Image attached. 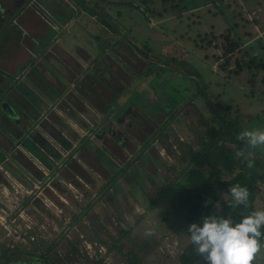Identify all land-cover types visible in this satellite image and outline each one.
<instances>
[{"label": "rangeland", "instance_id": "1", "mask_svg": "<svg viewBox=\"0 0 264 264\" xmlns=\"http://www.w3.org/2000/svg\"><path fill=\"white\" fill-rule=\"evenodd\" d=\"M101 3L111 5L108 33L120 39L115 47L113 36L104 39L116 63L93 62L96 67L107 64L108 78L96 67L92 71L93 66L85 71L98 76V82L102 76L103 102L96 96L93 105L75 98L80 93L77 81L64 80L68 64L63 62L51 79L57 86L43 82L41 74L24 64L18 67L21 76L0 91V100L18 97L20 108L15 107L21 117L14 123L0 110V264H40L39 255L55 264H92L98 258L101 264H122L129 247L139 251L143 264H179V255L190 244V223L175 211L174 195L183 187L176 178L187 165L186 146L195 144L204 127L201 115L209 119L211 108L229 105L242 114L240 132L264 129V70L246 66L238 75L222 71L213 56L220 49L206 46L204 39L211 31H224L232 10L239 11L237 20H247L239 29L244 38L246 32L262 37L264 0H223L222 6L230 4L224 15L218 0H182L186 11L168 10L159 18L128 0ZM58 36L69 41L65 29ZM119 48L122 53L116 52ZM69 58L61 55L60 60ZM251 74L253 94L247 82ZM58 82L65 84V94L59 93ZM42 85L50 92L47 97ZM129 106L134 107L133 118L121 123L119 117ZM34 111L38 117H32ZM257 150L264 157V148ZM236 165L225 169L222 181ZM162 193L167 195L165 204L156 201ZM221 194L220 211L231 213L228 189ZM263 201L256 200L254 206ZM149 229L152 235L145 236ZM117 240L125 247L110 250ZM195 264L204 261L200 257Z\"/></svg>", "mask_w": 264, "mask_h": 264}, {"label": "trees", "instance_id": "2", "mask_svg": "<svg viewBox=\"0 0 264 264\" xmlns=\"http://www.w3.org/2000/svg\"><path fill=\"white\" fill-rule=\"evenodd\" d=\"M135 7L142 8V11L148 16L163 17L168 10L186 11V6L182 4V0H128ZM162 3V8L157 9L159 3ZM216 2V0H209ZM223 0H218L220 4L218 11L223 14L228 12L230 4L222 6ZM161 6V5H160ZM111 8V5H108ZM94 10V8H93ZM225 10V11H224ZM109 14V9L106 10ZM224 15V14H223ZM232 18L228 22L224 31L218 34L212 31L206 36V46H213L219 50L213 54L215 60L219 62V68L228 74L238 75L246 66L253 70H264V35L262 37H252L249 32H246L244 38L240 30L245 21L237 20L239 18V11H231L228 14ZM109 22V21H108ZM240 22V23H239ZM240 29V30H239ZM252 38V39H251ZM109 40V39H108ZM222 60V62H220ZM227 80H228V76ZM250 92L253 94V85L255 82L254 74L247 80ZM264 84V76L261 78ZM212 109L209 119H205L201 115L204 127L199 131L194 145H187V165L176 181L183 183V187L174 195L175 211L179 212L181 216L190 224L195 222L202 223V218L209 215L220 216V210H216L214 202L220 201L223 204L221 197L222 189H230L231 186L239 184L247 187L251 198L248 201L247 211L243 212L239 206L235 207L231 214L236 222H239L241 216L248 215L254 210H264V201L259 207H255V201L258 199L264 200V157L257 149H248V156L246 160L237 158L235 152L237 149L244 147L243 143L237 140V135L240 130L237 127L238 120L242 116L239 109L232 110L231 106L220 107ZM134 107L129 106L124 113L119 117L121 123L132 119L134 115ZM64 146L70 147L71 143L66 141L63 137L59 138ZM28 140L24 145L29 147ZM235 155V158H234ZM44 161H49L44 158ZM237 163L230 178L227 181H222L221 177L226 173L225 169L230 165ZM251 165V166H249ZM167 196V195H166ZM164 193L156 201L162 200L165 204L167 197ZM210 200L205 206V201ZM226 214V213H225ZM228 214V213H227ZM130 227L123 231V236L129 233ZM264 232V229L261 230ZM264 243V237L261 238ZM125 247L120 240L115 241L110 245L109 249H120ZM73 251L77 249L72 247ZM38 258L40 264H55L49 257L43 256ZM200 256L196 253L195 247L191 244L179 255V264H195ZM122 264H143V257L133 247H129L122 253ZM102 258H98L92 264H101Z\"/></svg>", "mask_w": 264, "mask_h": 264}, {"label": "crops", "instance_id": "3", "mask_svg": "<svg viewBox=\"0 0 264 264\" xmlns=\"http://www.w3.org/2000/svg\"><path fill=\"white\" fill-rule=\"evenodd\" d=\"M45 2L46 0H0V91L4 85L10 83L11 78L16 79L21 76L18 67L24 64L28 67L27 69L35 66L33 71L36 70L42 75L43 82L51 81L53 78L49 75V69L43 65V62L48 65L57 64L60 62L61 55H66L70 57L69 60L75 66H78V69L75 70L74 64L66 59L69 63L66 62L68 65L63 70L64 80L75 79L77 81L76 90L80 91V95L74 93L76 94L75 98H83L93 105L92 101H96L94 99L96 96L103 102L102 88L105 87L101 78L103 75L108 78L110 74L105 62L109 63L110 60L112 63H116L109 58L108 44L104 41L107 39L108 42L109 37L113 36L108 33L109 22L107 19L109 16L112 17L111 12L107 14L108 6L103 7L102 0L91 2L75 0L74 5L66 1L67 4H65L59 0L51 1L50 5H46ZM73 26H75L76 33L73 31ZM60 29H65L70 35V37H66L69 41L58 36ZM110 41L112 47H115L114 44L120 42V39L114 35ZM99 44H103L101 51ZM123 51L124 54L126 51ZM116 52L122 53L120 48ZM101 59L105 61V65L96 67L93 62L96 60L100 62ZM90 66H93L92 71L96 68L101 70L99 75L102 76L99 77L100 79L98 78L99 82L96 80L98 76L85 73L87 67ZM79 68L84 69V72L77 75L76 72L80 71ZM72 73L73 76H71ZM115 78L120 80L118 75H115ZM58 84L59 93L65 94V84L59 82ZM121 84L123 87L124 83ZM52 85L57 86L55 83ZM43 87L44 94L42 93V95L47 97L50 92L47 87ZM112 100L113 98L108 103L104 101L106 105L102 110L106 111Z\"/></svg>", "mask_w": 264, "mask_h": 264}, {"label": "clouds", "instance_id": "4", "mask_svg": "<svg viewBox=\"0 0 264 264\" xmlns=\"http://www.w3.org/2000/svg\"><path fill=\"white\" fill-rule=\"evenodd\" d=\"M237 140L244 145L237 150V158L246 160L248 149L264 148V129L254 128L243 130L237 135ZM251 166V165H249ZM232 202L229 209L243 205L248 207L249 190L239 184L228 190ZM223 195V194H222ZM212 203L205 201V206ZM216 210L221 209L220 201L214 202ZM264 210H254L248 215L241 216L239 222L234 221L231 213L209 215L202 218V223H191L187 227L190 242L204 264H264ZM145 236L152 235L146 230Z\"/></svg>", "mask_w": 264, "mask_h": 264}, {"label": "flooded vegetation", "instance_id": "5", "mask_svg": "<svg viewBox=\"0 0 264 264\" xmlns=\"http://www.w3.org/2000/svg\"><path fill=\"white\" fill-rule=\"evenodd\" d=\"M61 62H63L64 64H67L66 63V60L65 59H62V60H60V62L59 63H57V64H53V65H50L51 66V68H52V71L51 70H48L49 71V75L50 76H54V74H53V72H56V69H58L59 67H60V63ZM62 64V63H61ZM33 66V65H32ZM35 66H33L29 71H32L33 70V68H34ZM29 71H27V73L29 72ZM125 71V70H124ZM126 73H128L127 71H125ZM15 79V78H14ZM9 96H12V95H9ZM18 97L17 98H12V97H9V98H7V99H1L0 100V105L2 104V103H5L6 104V111H3L2 110V108L0 107V110H2L4 113H6V115L8 116V117H11L10 119H12L13 121H14V123H20V120H21V117H20V115H18V113H17V109H16V107L15 106H17V107H19L20 108V106L18 105ZM32 115V117H38V115H35V111H34V113L33 114H31Z\"/></svg>", "mask_w": 264, "mask_h": 264}, {"label": "water", "instance_id": "6", "mask_svg": "<svg viewBox=\"0 0 264 264\" xmlns=\"http://www.w3.org/2000/svg\"><path fill=\"white\" fill-rule=\"evenodd\" d=\"M42 11H43V10H42ZM0 107L2 108L3 111H6V104H5V103H2V104L0 105Z\"/></svg>", "mask_w": 264, "mask_h": 264}]
</instances>
